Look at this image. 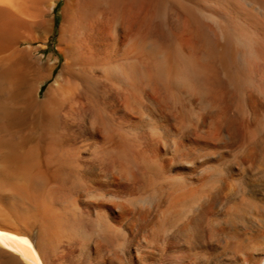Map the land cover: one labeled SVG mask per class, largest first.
Returning <instances> with one entry per match:
<instances>
[{
  "label": "bare ground",
  "instance_id": "1",
  "mask_svg": "<svg viewBox=\"0 0 264 264\" xmlns=\"http://www.w3.org/2000/svg\"><path fill=\"white\" fill-rule=\"evenodd\" d=\"M57 1L0 0V264H264V0H65L44 61Z\"/></svg>",
  "mask_w": 264,
  "mask_h": 264
},
{
  "label": "rangeland",
  "instance_id": "2",
  "mask_svg": "<svg viewBox=\"0 0 264 264\" xmlns=\"http://www.w3.org/2000/svg\"><path fill=\"white\" fill-rule=\"evenodd\" d=\"M64 5H65V0H58L52 16L49 17L50 19L54 20L53 33L50 35L48 41L45 44L43 43L41 44L43 49L39 52L40 56L44 61H47L50 58L55 59L59 54L58 52L59 31L63 19ZM62 64H63V60L60 57L58 60V67L61 68Z\"/></svg>",
  "mask_w": 264,
  "mask_h": 264
},
{
  "label": "snow or ice",
  "instance_id": "3",
  "mask_svg": "<svg viewBox=\"0 0 264 264\" xmlns=\"http://www.w3.org/2000/svg\"><path fill=\"white\" fill-rule=\"evenodd\" d=\"M0 235H3V233H0Z\"/></svg>",
  "mask_w": 264,
  "mask_h": 264
}]
</instances>
